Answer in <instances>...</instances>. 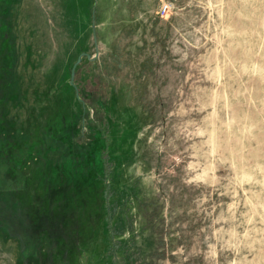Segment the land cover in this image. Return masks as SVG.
<instances>
[{
    "label": "rangeland",
    "instance_id": "374dc122",
    "mask_svg": "<svg viewBox=\"0 0 264 264\" xmlns=\"http://www.w3.org/2000/svg\"><path fill=\"white\" fill-rule=\"evenodd\" d=\"M7 3L0 264H264V0Z\"/></svg>",
    "mask_w": 264,
    "mask_h": 264
},
{
    "label": "trees",
    "instance_id": "16d2710c",
    "mask_svg": "<svg viewBox=\"0 0 264 264\" xmlns=\"http://www.w3.org/2000/svg\"><path fill=\"white\" fill-rule=\"evenodd\" d=\"M6 5H8L7 0H0V60H1L0 62V81L2 82V84L13 83V81L15 80V76H16V68H14L15 67V61H14L15 57H14V38L12 37L13 33H10L11 32L10 24L8 20L6 19V16L4 15V12H3V10H5ZM7 98L3 97L1 100V104L4 105V103L7 102ZM107 106H108V103H107ZM107 126L110 127L109 124ZM108 133L109 131L107 130V134ZM76 147L73 148V144L71 145V148L69 149L70 155L72 153H76L77 149L83 148V146L81 147L78 146L77 148ZM15 175H14V172H12L11 177H10L13 184L16 183L15 181H19ZM24 186H26V184H24ZM107 219H108V216L106 217V220ZM107 222H110V221H107ZM107 226H109V223Z\"/></svg>",
    "mask_w": 264,
    "mask_h": 264
},
{
    "label": "built area",
    "instance_id": "2783aa9c",
    "mask_svg": "<svg viewBox=\"0 0 264 264\" xmlns=\"http://www.w3.org/2000/svg\"><path fill=\"white\" fill-rule=\"evenodd\" d=\"M168 11V6L167 5H163L160 9V13L162 16H164Z\"/></svg>",
    "mask_w": 264,
    "mask_h": 264
},
{
    "label": "water",
    "instance_id": "95a60500",
    "mask_svg": "<svg viewBox=\"0 0 264 264\" xmlns=\"http://www.w3.org/2000/svg\"><path fill=\"white\" fill-rule=\"evenodd\" d=\"M81 59H78L77 64L80 62ZM73 73V72H72Z\"/></svg>",
    "mask_w": 264,
    "mask_h": 264
}]
</instances>
